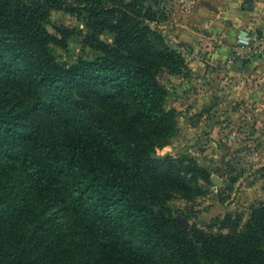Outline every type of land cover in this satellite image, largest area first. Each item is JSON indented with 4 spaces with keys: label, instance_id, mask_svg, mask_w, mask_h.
<instances>
[{
    "label": "trees",
    "instance_id": "trees-1",
    "mask_svg": "<svg viewBox=\"0 0 264 264\" xmlns=\"http://www.w3.org/2000/svg\"><path fill=\"white\" fill-rule=\"evenodd\" d=\"M77 1L100 55L65 67L54 46L70 32L48 28L67 1L0 0V264H264V204L228 237L186 229L168 205V191L192 198L173 160L154 157L178 122L158 75L180 73L182 55L133 3ZM141 40L153 47L129 44Z\"/></svg>",
    "mask_w": 264,
    "mask_h": 264
},
{
    "label": "rangeland",
    "instance_id": "rangeland-1",
    "mask_svg": "<svg viewBox=\"0 0 264 264\" xmlns=\"http://www.w3.org/2000/svg\"><path fill=\"white\" fill-rule=\"evenodd\" d=\"M64 1L67 6L52 12L48 29L59 39L58 30L70 32L65 46H54L58 61L70 67L80 58L93 60L100 54L90 45L92 33L86 26L90 14L85 6L77 0ZM127 1L136 8L132 13L140 15L161 35L166 47L185 61L180 73L162 69L158 75L168 90L166 108L177 111L178 122L170 144L158 148L154 157L171 158L175 171L192 189L191 199L168 191L173 197L168 205L187 229L195 227L222 237L236 235L250 223L253 210L264 204V47L256 54L237 45L220 59L214 45L202 44L195 37L197 29L191 23L200 12L198 0ZM112 3L105 2L108 12L114 8ZM148 9L151 22L145 18ZM103 17L114 21L121 14L117 11ZM100 39L114 43L108 32ZM150 43L156 47L154 51H164L157 40ZM129 44L138 49L153 47L145 40ZM196 166L210 174L209 183L196 173ZM50 216L67 221L60 208Z\"/></svg>",
    "mask_w": 264,
    "mask_h": 264
},
{
    "label": "crops",
    "instance_id": "crops-1",
    "mask_svg": "<svg viewBox=\"0 0 264 264\" xmlns=\"http://www.w3.org/2000/svg\"><path fill=\"white\" fill-rule=\"evenodd\" d=\"M200 12L192 21L197 41L214 45L215 56L226 58L237 47L238 36L264 39V0H198ZM213 5V15L210 14ZM188 31L192 28L186 27ZM199 43V42H198ZM203 64V63H202Z\"/></svg>",
    "mask_w": 264,
    "mask_h": 264
},
{
    "label": "built area",
    "instance_id": "built-area-1",
    "mask_svg": "<svg viewBox=\"0 0 264 264\" xmlns=\"http://www.w3.org/2000/svg\"><path fill=\"white\" fill-rule=\"evenodd\" d=\"M238 45L241 50H246L251 53H259L264 47V39L255 37L249 34H240L238 36Z\"/></svg>",
    "mask_w": 264,
    "mask_h": 264
},
{
    "label": "water",
    "instance_id": "water-1",
    "mask_svg": "<svg viewBox=\"0 0 264 264\" xmlns=\"http://www.w3.org/2000/svg\"><path fill=\"white\" fill-rule=\"evenodd\" d=\"M245 34V33H244ZM246 35V34H245ZM184 227L187 229L188 228V226L186 225V224H184Z\"/></svg>",
    "mask_w": 264,
    "mask_h": 264
}]
</instances>
